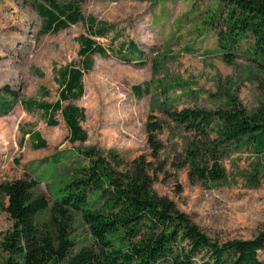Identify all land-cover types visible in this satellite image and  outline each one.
I'll return each mask as SVG.
<instances>
[{
	"label": "rangeland",
	"instance_id": "1",
	"mask_svg": "<svg viewBox=\"0 0 264 264\" xmlns=\"http://www.w3.org/2000/svg\"><path fill=\"white\" fill-rule=\"evenodd\" d=\"M217 6L218 0H83L85 19L57 32H43L36 0H0V98L3 88L17 96L12 110L0 115V185L19 178L35 180V193L52 201L55 187L87 163L85 150L116 151L129 160L144 154L153 160L148 125L155 121L162 127L157 131L161 150L156 191L172 199L213 239H250L261 233L264 156L246 147H227L218 156L223 179L191 178L187 148L195 139L168 115L184 107L211 109L231 94L250 110L261 99L250 59L238 53L228 63L218 49L216 32L206 22ZM90 17L96 28L112 27L106 36L94 37L106 54L91 57L92 67L83 77L84 94L63 102L76 103L85 112L81 125L87 139L72 143L61 111L54 116L58 124L51 125L42 111L28 112L25 102L59 98L58 70L82 64L79 38L91 34ZM129 41L141 55L122 47ZM6 95L12 96L9 91ZM34 131L46 141L45 148L34 147ZM7 204L0 192V238L13 224ZM76 228L78 240H90L80 215ZM6 256L0 248V264ZM259 257L264 260V252Z\"/></svg>",
	"mask_w": 264,
	"mask_h": 264
},
{
	"label": "trees",
	"instance_id": "2",
	"mask_svg": "<svg viewBox=\"0 0 264 264\" xmlns=\"http://www.w3.org/2000/svg\"><path fill=\"white\" fill-rule=\"evenodd\" d=\"M36 1L44 19L43 32H57L85 19L80 10L83 0ZM206 22L216 32L218 49L226 62H233L238 53L250 59L257 70L254 82L261 95L253 110L231 94L211 109L184 107L168 114L195 139L187 148L190 177L219 181L225 172L219 167L218 156L227 147H246L264 156V0H218ZM87 23L91 34L79 38L82 64L58 70L59 98L55 102H25L28 112L42 111L51 125L58 124L54 116L61 111L72 143L87 139L81 125L85 112L76 103L63 102L84 94L83 77L92 67L91 57L106 54L94 37L106 36L112 27L102 24L96 28L92 17ZM126 45L142 54L134 41L122 47ZM137 89L140 91V86ZM3 92L0 115L8 114L17 102L13 90L3 88ZM160 128L155 121L148 125L153 160L144 154L129 160L116 151L85 150L82 154L87 163L55 187L52 201L35 193V180L19 178L2 183L0 192L8 198L5 210L13 220L11 229L0 238V248L7 255L4 263L264 264L259 257L264 252V230L250 239H213L172 199L156 191ZM31 134L36 149L47 146L40 132ZM211 161L213 166L209 167ZM77 215L88 228L89 241L75 236Z\"/></svg>",
	"mask_w": 264,
	"mask_h": 264
}]
</instances>
